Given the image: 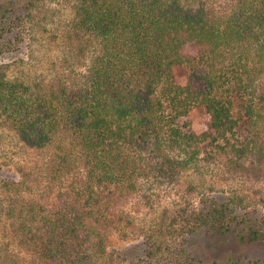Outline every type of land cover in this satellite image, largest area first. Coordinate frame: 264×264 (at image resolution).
<instances>
[{
	"label": "trees",
	"instance_id": "trees-1",
	"mask_svg": "<svg viewBox=\"0 0 264 264\" xmlns=\"http://www.w3.org/2000/svg\"><path fill=\"white\" fill-rule=\"evenodd\" d=\"M39 1L0 0V52ZM71 1L41 30L53 73H0V123L36 159L0 181V264H264L238 256L264 240V218L230 196L135 217L203 147L264 176V0ZM111 233L136 241L110 249Z\"/></svg>",
	"mask_w": 264,
	"mask_h": 264
},
{
	"label": "rangeland",
	"instance_id": "rangeland-1",
	"mask_svg": "<svg viewBox=\"0 0 264 264\" xmlns=\"http://www.w3.org/2000/svg\"><path fill=\"white\" fill-rule=\"evenodd\" d=\"M71 0H43L36 3L33 10L24 15L21 21L18 38L13 39L0 52V73L9 78L28 80L53 73L52 62L57 51L49 41V34L41 32L42 27L51 30L54 22L64 18L70 12ZM187 53H195L189 46ZM187 70H176L177 82H186ZM192 129L200 133L208 128L209 120L202 108L194 109L190 114ZM241 132L243 131L240 129ZM211 152V151H210ZM212 157V158H211ZM225 156L209 154L207 149L201 148L198 169H191L183 176L179 183L155 189L152 200L154 209H146L143 213H136L135 217L150 216L166 208H174L180 204L193 203L198 206L202 201L201 195L213 197L217 195L230 196L236 200L238 213L249 217L264 218V176L260 174L254 179L245 177L243 173H230L225 166ZM34 154L25 153L16 135L0 123V181L10 178L19 179L21 171L28 165L34 164ZM0 194L2 190L0 188ZM3 197V194L0 195ZM131 207V206H130ZM153 215V216H154ZM259 219V220H260ZM135 239H121L116 234L107 236L110 249H121ZM236 245L226 246L227 251L234 252ZM238 256L243 260L264 259V240L251 246L239 248Z\"/></svg>",
	"mask_w": 264,
	"mask_h": 264
}]
</instances>
